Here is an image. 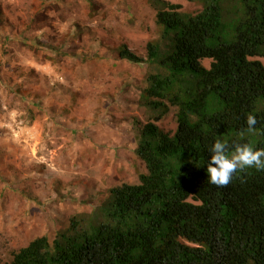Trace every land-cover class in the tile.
Returning <instances> with one entry per match:
<instances>
[{"label": "trees", "instance_id": "1", "mask_svg": "<svg viewBox=\"0 0 264 264\" xmlns=\"http://www.w3.org/2000/svg\"><path fill=\"white\" fill-rule=\"evenodd\" d=\"M199 1L193 15L155 0L169 42L149 43L146 59L120 50L148 65L143 104L176 108V134L151 118L138 135L147 168L139 183L113 187L91 213L72 217L54 240L34 239L8 264H264V170L238 171L222 187L207 176L217 139L233 151L264 132V0Z\"/></svg>", "mask_w": 264, "mask_h": 264}, {"label": "rangeland", "instance_id": "2", "mask_svg": "<svg viewBox=\"0 0 264 264\" xmlns=\"http://www.w3.org/2000/svg\"><path fill=\"white\" fill-rule=\"evenodd\" d=\"M154 1L48 0L35 11L32 0H0V264L38 237L54 240L113 187L138 184V135L151 118L176 134V108L143 104L148 65L120 58L124 46L146 59L149 43L169 42ZM249 138L264 145L262 130Z\"/></svg>", "mask_w": 264, "mask_h": 264}, {"label": "clouds", "instance_id": "3", "mask_svg": "<svg viewBox=\"0 0 264 264\" xmlns=\"http://www.w3.org/2000/svg\"><path fill=\"white\" fill-rule=\"evenodd\" d=\"M257 119L248 115V132L255 131ZM211 159L207 161V176L210 183L218 187L228 185L238 171L255 168L264 170V149L257 150L252 144L237 143L233 151H229L227 141L217 139L211 145Z\"/></svg>", "mask_w": 264, "mask_h": 264}, {"label": "crops", "instance_id": "4", "mask_svg": "<svg viewBox=\"0 0 264 264\" xmlns=\"http://www.w3.org/2000/svg\"><path fill=\"white\" fill-rule=\"evenodd\" d=\"M32 1L33 2H37V5H40V7L39 8H36L35 11H39L42 7L45 8L47 6V4L49 3L48 0H32ZM55 1L57 2L58 0H55ZM51 3L53 4V1H50V4ZM81 3H83V1H81Z\"/></svg>", "mask_w": 264, "mask_h": 264}]
</instances>
